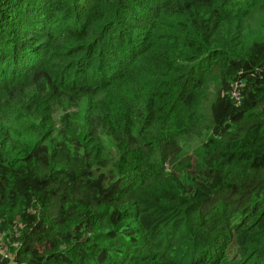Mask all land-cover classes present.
Wrapping results in <instances>:
<instances>
[{
	"label": "trees",
	"instance_id": "obj_1",
	"mask_svg": "<svg viewBox=\"0 0 264 264\" xmlns=\"http://www.w3.org/2000/svg\"><path fill=\"white\" fill-rule=\"evenodd\" d=\"M0 264H264V0H0Z\"/></svg>",
	"mask_w": 264,
	"mask_h": 264
},
{
	"label": "rangeland",
	"instance_id": "obj_2",
	"mask_svg": "<svg viewBox=\"0 0 264 264\" xmlns=\"http://www.w3.org/2000/svg\"><path fill=\"white\" fill-rule=\"evenodd\" d=\"M198 144V142L197 141H195V142H193V144L192 145H197ZM188 152H189V147H188V145H187V148H185Z\"/></svg>",
	"mask_w": 264,
	"mask_h": 264
}]
</instances>
